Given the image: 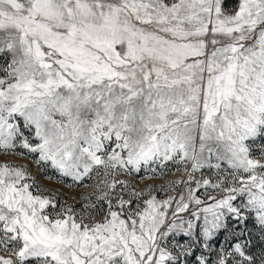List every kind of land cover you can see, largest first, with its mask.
<instances>
[{"label": "snow or ice", "instance_id": "1", "mask_svg": "<svg viewBox=\"0 0 264 264\" xmlns=\"http://www.w3.org/2000/svg\"><path fill=\"white\" fill-rule=\"evenodd\" d=\"M227 5L0 0V154L103 176L78 210L0 162V264H264V0Z\"/></svg>", "mask_w": 264, "mask_h": 264}, {"label": "rangeland", "instance_id": "2", "mask_svg": "<svg viewBox=\"0 0 264 264\" xmlns=\"http://www.w3.org/2000/svg\"><path fill=\"white\" fill-rule=\"evenodd\" d=\"M236 6V0H228V10H231ZM20 152H24L23 149H18ZM259 158V157H257ZM9 162L14 165H23L27 166L31 175L35 178L36 184L44 189L48 193H55L56 198L59 200L61 205H75V207L79 210L82 206L83 200L82 197L87 195H92V199H95L94 189L99 182L100 179L103 178L102 173L100 176H96L93 174L91 179H86L79 186H74L70 180L66 183L58 182L56 178H47V177H55L56 174L52 172L50 169L41 170L36 164L32 162V159L26 153L24 155H14L11 152L8 154H0V162ZM206 176H211L215 181L217 178L215 173H208L206 170L204 172ZM199 178V173L196 174ZM122 179H127L133 186L137 189H149L150 187L154 190L158 199H164L168 195L178 196L180 192H185V185L180 184L175 186V191L169 190L167 192L161 191L160 188L163 186L164 188H169V182H175L177 180H187V176L184 173V165L169 163L167 168L163 170H159L157 174H152L150 172L141 171L138 175L134 176H123ZM194 187V185H193ZM205 191L208 194L217 195L215 191L211 188L205 190L204 188L199 189L197 195L200 196L201 199L207 201V196L204 195ZM174 207V205H173ZM184 219H188L187 214H182ZM236 225L231 223L229 228H234ZM243 227V225H241ZM247 230L252 232L254 236L257 237L253 241V251L259 255L261 252V245L258 239L259 233L256 228L253 227L252 222L250 221L247 225ZM227 239V234H221L217 237V240L220 243L225 242ZM183 242V241H181ZM199 254V250L197 251Z\"/></svg>", "mask_w": 264, "mask_h": 264}]
</instances>
